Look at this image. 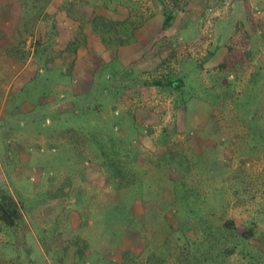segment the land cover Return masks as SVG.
Instances as JSON below:
<instances>
[{
    "label": "rangeland",
    "instance_id": "rangeland-1",
    "mask_svg": "<svg viewBox=\"0 0 264 264\" xmlns=\"http://www.w3.org/2000/svg\"><path fill=\"white\" fill-rule=\"evenodd\" d=\"M47 2L22 0L21 44L0 49L30 78L9 87L0 67V192L18 217H0V264H264V0ZM94 11L134 41L121 25L101 39ZM148 29L128 77L144 83L125 89L101 65ZM76 61L95 84L57 93Z\"/></svg>",
    "mask_w": 264,
    "mask_h": 264
},
{
    "label": "trees",
    "instance_id": "trees-1",
    "mask_svg": "<svg viewBox=\"0 0 264 264\" xmlns=\"http://www.w3.org/2000/svg\"><path fill=\"white\" fill-rule=\"evenodd\" d=\"M91 7H93V6H91ZM176 9H177V7H176ZM162 11L164 12V19H163V21H162L160 26L158 24V28L159 29H158V33L156 34V37H159V38H161L163 36L162 34H164V32L169 29V27L171 25V22L173 20V17H174L173 9L167 11V9L163 8ZM87 21H89L88 24L91 27V29L93 30V32L95 34L99 33V37L102 36L104 38V36L106 35L107 36L106 38H108V40L110 41L111 40V35L109 34L110 31L115 29L114 27H116L117 25H121V27H122L123 31L125 32L126 36L129 35V38L131 39V41H134V38H135L134 37V32L136 31L137 27H136V25L131 24V21H129V20L118 23V22H115L113 19H111L107 14H104V13L97 14L94 11L92 17L87 18ZM26 23H27V21L24 23L25 27L26 28H30L29 25H27ZM34 25H35V23H34ZM143 29H145V28L143 27ZM32 32L33 31L30 30V35H31ZM114 36H115V38L117 37V35H114ZM145 36L147 37L146 39H141L139 37V35H138L137 39H135V40L138 43L139 42L142 43V41H143V43L148 45V43L150 41H152L154 38H156V37H152L151 36V34L149 32V29H148V32L146 31ZM102 37H101V39H102ZM20 38H21V35H20ZM15 40H16V38H15ZM19 44H21V39H20V43H18L17 45L15 43L14 46L18 47ZM35 46H36V43H35ZM118 59H119V57H118ZM118 59H111L109 61H104L103 62L104 66H103V64L101 65V67H105L106 68V71H107V74H108V78L111 79V78H113L114 76H116L118 74L120 76L119 79L127 80L126 83L128 85L124 86L125 89H135L137 84H139L138 86L142 87L141 83H144V81H139V79H138V80L135 81L136 83H133V84H132L131 80L128 81V77H129L130 72H136V70L133 68L134 67L133 64L125 65L123 63V61H120ZM114 66H118L119 68H114ZM221 69L222 70L225 69V65L224 64L221 65ZM92 70H91V76L88 73L84 74V79L86 80L87 84H86L85 87H82L83 93H88L90 91V89L93 87V85L95 84V82H94L95 72H94V69H92ZM139 72L140 71H137V73H139ZM82 77H83V75H82ZM157 84H160V83H157ZM167 84L171 85V86H174V83H172V82H170V83L168 82ZM75 89H76V86H75ZM75 92H76V90H75ZM91 109H93V108H91ZM95 109H94V111H96ZM86 110H89V109H86ZM104 126L105 125H103V123H101V121L99 120L97 122V127L95 129L96 131L97 130H99L101 132L104 131L103 134H99L98 137H100V138H98V140L95 141V144L99 145L100 150L104 149L105 146H107L108 144L110 145L112 143V139H111V136H110V129L112 130L113 127L110 126V129L106 131L107 124H106L105 128H104ZM106 138H107V140H106ZM104 157L106 158V155H104ZM107 158H108V155H107ZM109 163H110V166H113V164H114V163L111 162V160H109ZM109 171H110V173H114V174H117V173L120 174L119 172H121L120 169H118V168L117 169L116 168L112 169V167H111V170H109ZM117 177H118V175H117ZM0 193H1V195H0V210H1L0 217H1V220L4 222V224L8 228H11V229L15 230L16 227H17V223H18L17 222V218H18L17 217V213H16L15 209L11 206L10 202L7 201L4 193L3 192H0ZM82 242L83 243L81 245H79L80 246V250H81L80 253H83V249L87 248V245H86L85 241H82ZM94 257H96L98 259V262H99V258L101 259V256H99L97 253H94ZM124 257H125V252H123V254H122V260H121L120 264H122V261H123Z\"/></svg>",
    "mask_w": 264,
    "mask_h": 264
},
{
    "label": "crops",
    "instance_id": "crops-1",
    "mask_svg": "<svg viewBox=\"0 0 264 264\" xmlns=\"http://www.w3.org/2000/svg\"><path fill=\"white\" fill-rule=\"evenodd\" d=\"M47 3H48L47 0H45L44 7L41 8V10H39L40 13L48 14ZM28 4H29V1L27 5ZM33 8H37V7L33 6ZM22 16H23L22 15V0H0V49L4 50L5 46L9 48V47H14L15 43L16 45L20 43V39H21L20 38V35H21L20 21H21ZM34 26L35 25L33 23L30 29H34ZM45 36L46 35H44V37ZM136 45H138V49H137L136 55L133 58L130 56V55H133L131 54L132 47H130L133 45L122 47V49H120V52H118V54L120 55L118 56L119 60L123 61L125 65L132 64V63H138L139 60H135V59L142 57L144 53L148 50V45L143 43V41L142 43L139 42ZM104 51L105 49H103V55H104ZM8 56H10V54L0 53V67L3 68V74L7 75L8 79L10 80L9 87H11L12 85L14 86L16 82H20L21 77L23 76H21L22 71L21 72L19 71L20 65L17 63V62H20V60L19 59L16 60L15 58H9ZM67 58L68 57H66L65 59ZM9 60L14 61V64L12 66L10 64H5L6 62H9ZM82 65H83L82 62L76 61L73 67L75 72L78 71L77 72L78 79L73 83L74 85H72L69 88L58 87L60 88V90H58V88H55L53 86L52 89L55 88L54 90H58L57 93L67 92L68 90L69 91L73 90L74 94H78V95L83 93L82 87H85L87 84L86 80L84 79V74L87 72L86 70H83L81 68ZM23 79L30 80V78H27V77L25 78L23 77ZM75 86H76V89H75Z\"/></svg>",
    "mask_w": 264,
    "mask_h": 264
}]
</instances>
